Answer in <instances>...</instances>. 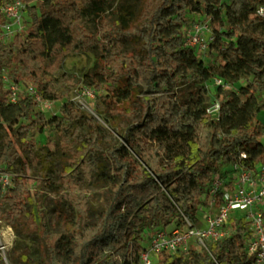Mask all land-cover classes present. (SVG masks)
<instances>
[{
	"label": "trees",
	"instance_id": "obj_1",
	"mask_svg": "<svg viewBox=\"0 0 264 264\" xmlns=\"http://www.w3.org/2000/svg\"><path fill=\"white\" fill-rule=\"evenodd\" d=\"M23 2L30 25L9 44L0 37V70L29 81L41 99L66 100L60 114L47 117L33 93L0 86V170L13 173L23 155L37 167L36 134L47 127L60 136L61 170L57 182L14 175L12 185H0V220L19 237H39L50 264H141L152 231L183 228L185 216L199 222L216 173L242 153L249 166L264 162V0ZM188 13L211 27L202 58L185 46V30L196 22ZM90 50L96 59L83 82L100 96L105 119L125 121L117 145L102 141L96 116L68 89L47 91L69 54ZM214 77L232 87L215 85ZM215 100L220 110L212 117ZM99 183L104 199L93 217ZM54 197L76 212L65 232L49 226L44 205ZM232 221L233 235L161 252L153 264H253L243 250L249 223L239 214Z\"/></svg>",
	"mask_w": 264,
	"mask_h": 264
},
{
	"label": "rangeland",
	"instance_id": "obj_2",
	"mask_svg": "<svg viewBox=\"0 0 264 264\" xmlns=\"http://www.w3.org/2000/svg\"><path fill=\"white\" fill-rule=\"evenodd\" d=\"M7 0H0V7H2ZM108 3L115 4L116 0H108ZM21 12V20L19 22L5 21L0 24L1 39L4 43L9 44L13 41L16 34H24L29 25L30 20L25 10V7ZM189 21H198L200 15L197 13H188ZM89 26L94 29L95 23L91 17H87ZM212 34V33H211ZM210 34H206V39H209ZM198 57H204L203 54L195 51ZM206 56V55H205ZM212 58L209 54L207 60ZM96 55L93 50L85 53H71L65 59L62 68L54 76V80H49L47 91L50 88L56 90V92L62 93L69 90V98L73 99L80 105L85 113L93 114L96 116L97 123L101 127L102 141L109 145H117L120 137L118 131L125 127L126 123L123 119H115L109 121L105 119V107L101 102L100 96H86L84 95V89L88 88L87 84L83 82L84 77L91 73ZM246 85V81L243 80L236 85L234 89L239 91L241 86ZM0 86L4 89H17V92L22 90H29L34 86L29 81H22L17 83L13 76L7 69L0 70ZM96 95V94H95ZM258 99L264 100V91L258 93ZM66 100H52L41 99L38 101L37 109L44 112L47 117L60 114L61 106ZM83 105H82V104ZM260 119L264 120V112L260 114ZM36 138L38 144L36 147V153L38 158L37 167H33L26 155H23L21 161L17 163L12 171L15 176H25L33 183L36 179H49L50 181H59L60 176V160L61 151L58 148V142L60 136L53 127H47L42 133H37ZM132 155L135 156L134 152ZM102 184L95 185V191L98 194V200L93 201V217H96L97 211L100 209V200L104 199L102 190ZM44 209L48 218L49 226L52 232H65L70 222L75 219L76 212L69 209L67 204H60L57 197L47 198L44 205ZM173 225L168 227V230L172 229ZM5 244V248L0 249V258L3 259L5 264H50L48 255L46 253L44 243L39 237H19L14 229L6 223H0V247ZM145 245H149V238L146 237L144 241ZM17 252H21L22 255H17ZM6 258V261L4 260ZM152 259L155 262L158 259L157 255H152ZM142 264V262H141Z\"/></svg>",
	"mask_w": 264,
	"mask_h": 264
},
{
	"label": "built area",
	"instance_id": "obj_3",
	"mask_svg": "<svg viewBox=\"0 0 264 264\" xmlns=\"http://www.w3.org/2000/svg\"><path fill=\"white\" fill-rule=\"evenodd\" d=\"M25 7L23 0H10L0 7L7 21L19 22L21 10ZM264 13V7L259 9ZM185 46L198 51L205 56L209 50V43L213 39L208 21L201 20L192 23L185 30ZM206 34H210L206 39ZM215 85L231 88L232 85L220 77H214ZM13 95L17 89H12ZM37 100H41L38 91L30 87ZM84 95L94 97L92 87L84 89ZM82 104V103H81ZM83 105V104H82ZM220 103L215 100L208 107L207 112L217 117ZM247 154L242 153L241 159ZM241 159L233 161L222 173H216L209 185L204 203L200 206L199 222L192 221L185 216L186 225L183 228L156 229L149 235V245L141 255L142 264H153L152 255L161 252L173 254L188 250L196 244L207 247V242L227 238L237 231L232 221L237 214L249 223V232L243 250L247 256L254 259L253 264H264V162H257L249 166ZM14 174L0 170V185L3 188L12 185ZM0 223L3 221L0 220ZM3 244L0 249L5 248ZM6 261V258H4Z\"/></svg>",
	"mask_w": 264,
	"mask_h": 264
}]
</instances>
